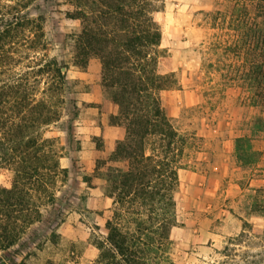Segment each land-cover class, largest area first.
<instances>
[{
    "label": "rangeland",
    "instance_id": "1",
    "mask_svg": "<svg viewBox=\"0 0 264 264\" xmlns=\"http://www.w3.org/2000/svg\"><path fill=\"white\" fill-rule=\"evenodd\" d=\"M241 3L164 0L155 14L161 31L159 61L176 81L160 92L161 103L188 142L176 194L178 223L171 231L175 264H264V240L230 244L242 228L264 226V107L250 103L235 81L226 80L225 69L237 63V56L223 48L235 33L215 14L236 11ZM67 11H72L67 0H0V38L5 23L12 20L14 26V16L24 21L40 16L47 49L39 57L46 53L68 67L60 118L40 129L63 146L60 165L68 170L67 180L56 182L53 205L41 202L40 219L12 246L0 249V264H90L98 254L93 241L105 235L104 223L111 215L112 200L103 193L98 173L105 169L99 161L107 160L113 148L107 152L106 129L96 134L97 127L87 119L109 118L117 108L101 86V102L81 100V93L100 84L101 66L96 57L84 67L73 65L70 36L78 32L79 22L67 17ZM14 30L15 36L0 39V86L20 81L30 96L35 85V99L44 100L45 74L36 83L30 74L25 79L34 54L28 48L30 27ZM236 137H242L238 153ZM11 177L9 170L0 169V185L9 186ZM226 246L236 249L235 258L231 250L222 255Z\"/></svg>",
    "mask_w": 264,
    "mask_h": 264
},
{
    "label": "trees",
    "instance_id": "2",
    "mask_svg": "<svg viewBox=\"0 0 264 264\" xmlns=\"http://www.w3.org/2000/svg\"><path fill=\"white\" fill-rule=\"evenodd\" d=\"M240 1L236 11L215 12L221 15L220 24L235 33L223 50L233 51L237 63L229 64L224 75L247 93L250 103L264 107V0ZM67 2L72 6L67 17L79 22L78 32L70 36L73 65L84 67L91 57L99 59L100 85L117 108L109 123L124 131L107 157L114 163L99 161L105 168L98 173L102 190L112 206L105 235L93 241L98 254L90 264H175L170 255L171 231L178 223L176 194L188 142L169 120L160 98L162 90L176 83L159 61L161 31L155 14L164 0ZM14 18V26L12 20L5 23L1 42L15 36L14 29L28 25V48L34 54L25 79L30 74L36 83L42 73L46 86L44 100L35 99V85L30 96L20 81L0 86V169L12 173L9 186L0 185V249L12 246L27 226L40 219L41 202L53 205L54 186L68 175L60 165L63 146L40 130L60 118L67 64L46 53L39 57L47 49L40 16L25 21L20 15ZM241 140L235 138L237 153ZM255 239L264 240V226L242 228L230 244ZM230 250L233 259L234 247L226 246L221 252L228 256Z\"/></svg>",
    "mask_w": 264,
    "mask_h": 264
},
{
    "label": "crops",
    "instance_id": "3",
    "mask_svg": "<svg viewBox=\"0 0 264 264\" xmlns=\"http://www.w3.org/2000/svg\"><path fill=\"white\" fill-rule=\"evenodd\" d=\"M100 86L101 85L99 83L95 82L93 89L80 94L81 100H83L84 102H93V103L101 102ZM87 121L89 123H93V125L95 127H97L98 131H96L97 132L96 134H100L101 132L103 133V130L105 131V129H106L107 136L105 138V144L107 147V152L111 151L114 143L118 139H121L123 137L124 131H122V128L120 126L110 124L108 115H107V117L103 116L100 118H97V117L92 118L91 117V118L87 119ZM90 189L92 190V189H94V187L90 188Z\"/></svg>",
    "mask_w": 264,
    "mask_h": 264
}]
</instances>
